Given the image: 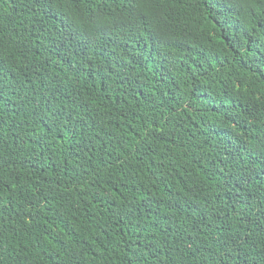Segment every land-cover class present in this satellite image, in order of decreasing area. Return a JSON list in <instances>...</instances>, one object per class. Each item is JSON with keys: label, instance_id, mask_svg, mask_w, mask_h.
<instances>
[{"label": "trees", "instance_id": "trees-1", "mask_svg": "<svg viewBox=\"0 0 264 264\" xmlns=\"http://www.w3.org/2000/svg\"><path fill=\"white\" fill-rule=\"evenodd\" d=\"M0 264H264V0H0Z\"/></svg>", "mask_w": 264, "mask_h": 264}]
</instances>
